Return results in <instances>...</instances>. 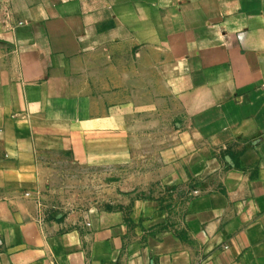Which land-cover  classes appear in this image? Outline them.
I'll list each match as a JSON object with an SVG mask.
<instances>
[{
  "label": "crops",
  "instance_id": "0c3cea01",
  "mask_svg": "<svg viewBox=\"0 0 264 264\" xmlns=\"http://www.w3.org/2000/svg\"><path fill=\"white\" fill-rule=\"evenodd\" d=\"M60 160L117 207L46 217ZM0 264H264V0H0Z\"/></svg>",
  "mask_w": 264,
  "mask_h": 264
},
{
  "label": "rangeland",
  "instance_id": "374dc122",
  "mask_svg": "<svg viewBox=\"0 0 264 264\" xmlns=\"http://www.w3.org/2000/svg\"><path fill=\"white\" fill-rule=\"evenodd\" d=\"M49 168L47 185L39 195L46 217L56 219L65 214H88L117 207L114 200L121 193L119 183L125 179L121 168L88 170L84 166H70L63 160Z\"/></svg>",
  "mask_w": 264,
  "mask_h": 264
},
{
  "label": "trees",
  "instance_id": "16d2710c",
  "mask_svg": "<svg viewBox=\"0 0 264 264\" xmlns=\"http://www.w3.org/2000/svg\"><path fill=\"white\" fill-rule=\"evenodd\" d=\"M190 186L192 187L191 190H193L194 185L190 183ZM178 190H179L178 187H164L163 188V191H162L163 195L160 197L161 207L163 209L171 211L174 209L175 205H178L177 202L172 201L174 194L177 193ZM189 198L190 196L185 197L186 200H188Z\"/></svg>",
  "mask_w": 264,
  "mask_h": 264
},
{
  "label": "built area",
  "instance_id": "2783aa9c",
  "mask_svg": "<svg viewBox=\"0 0 264 264\" xmlns=\"http://www.w3.org/2000/svg\"><path fill=\"white\" fill-rule=\"evenodd\" d=\"M197 191H193L192 193L195 194Z\"/></svg>",
  "mask_w": 264,
  "mask_h": 264
}]
</instances>
